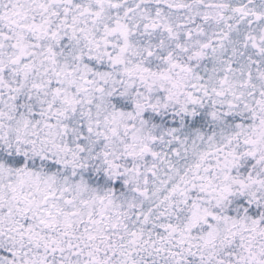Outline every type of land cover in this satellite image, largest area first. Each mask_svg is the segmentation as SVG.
Instances as JSON below:
<instances>
[{
    "label": "snow or ice",
    "instance_id": "1",
    "mask_svg": "<svg viewBox=\"0 0 264 264\" xmlns=\"http://www.w3.org/2000/svg\"><path fill=\"white\" fill-rule=\"evenodd\" d=\"M0 264H264V0H0Z\"/></svg>",
    "mask_w": 264,
    "mask_h": 264
}]
</instances>
